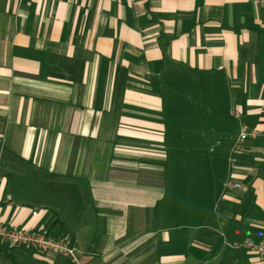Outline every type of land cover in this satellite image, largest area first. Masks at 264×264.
<instances>
[{"label":"crops","instance_id":"obj_1","mask_svg":"<svg viewBox=\"0 0 264 264\" xmlns=\"http://www.w3.org/2000/svg\"><path fill=\"white\" fill-rule=\"evenodd\" d=\"M0 221L77 264H264V8L0 0Z\"/></svg>","mask_w":264,"mask_h":264},{"label":"built area","instance_id":"obj_2","mask_svg":"<svg viewBox=\"0 0 264 264\" xmlns=\"http://www.w3.org/2000/svg\"><path fill=\"white\" fill-rule=\"evenodd\" d=\"M264 8V0H253ZM255 133L251 130L243 128L237 138L233 151L239 152L241 144L247 138H253ZM231 160V159H230ZM227 187L238 188V183H228ZM6 201L10 202L11 198L6 197ZM32 215H36L37 211H32ZM0 246L15 247L37 250V252H51L63 259H67L71 264H77V248L68 240H59L51 236L48 232L39 230L19 229L12 225H8L0 221ZM242 246L255 253L264 256V234L260 240L254 242L246 239Z\"/></svg>","mask_w":264,"mask_h":264},{"label":"rangeland","instance_id":"obj_3","mask_svg":"<svg viewBox=\"0 0 264 264\" xmlns=\"http://www.w3.org/2000/svg\"><path fill=\"white\" fill-rule=\"evenodd\" d=\"M8 249H10V247ZM15 249H17V250L23 249L21 252H17V253L15 251L12 252V255L14 256V260L17 264H37V262L34 261V257H33L35 255L34 253H36L37 250L27 249L28 251H24V250H26V248H15ZM3 250H5V249H3ZM20 250H18V251H20ZM39 253H41V252H39ZM0 264H11V263L5 257H2L0 259ZM38 264H43V263L40 262Z\"/></svg>","mask_w":264,"mask_h":264},{"label":"trees","instance_id":"obj_4","mask_svg":"<svg viewBox=\"0 0 264 264\" xmlns=\"http://www.w3.org/2000/svg\"><path fill=\"white\" fill-rule=\"evenodd\" d=\"M7 257H8V258H11V256H10V255H8V254H7ZM11 259H12V258H11ZM64 264H71V263H70V261H69V260H67V259H64Z\"/></svg>","mask_w":264,"mask_h":264}]
</instances>
